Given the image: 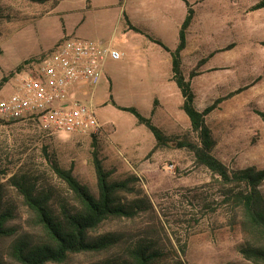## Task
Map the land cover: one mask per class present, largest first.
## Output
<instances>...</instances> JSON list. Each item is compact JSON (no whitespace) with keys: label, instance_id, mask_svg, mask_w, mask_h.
<instances>
[{"label":"rangeland","instance_id":"374dc122","mask_svg":"<svg viewBox=\"0 0 264 264\" xmlns=\"http://www.w3.org/2000/svg\"><path fill=\"white\" fill-rule=\"evenodd\" d=\"M135 1L139 0H0V99L13 93L14 78L25 63L50 52L65 32L96 42L104 41L115 28L119 35L125 24L123 12L137 5ZM187 1L195 17L188 30L183 70L188 77L199 60L214 52L191 81L200 110L223 99L206 117L217 139L213 153L231 168L262 169L264 120L257 111H264V8L253 7L263 0ZM182 9L185 17V0ZM120 59L121 66L103 80L95 95L96 115L107 132L97 146L90 134L50 135L32 122H0V183L5 184L7 201L17 208L11 224L20 232L35 231L28 207L9 183L11 176L29 174L39 180V186L71 198L53 171L50 160L57 159L96 191L93 151L97 148L114 178L132 173L139 177L138 185L148 194L153 209L133 220H106L95 236L113 231L136 234L158 217L174 247L178 251L186 247V264H256L239 251L245 235L233 221L235 212L222 203L221 185L206 167L196 164L188 148L178 147L177 142L185 137L198 141L180 107L183 96L178 85L138 72L143 60L135 56ZM114 103L137 108L178 140L153 150L157 143L153 132ZM160 237H166L163 231ZM10 242H1L0 257L6 264H16L7 255ZM168 249L169 257H174L173 249ZM111 253H121L120 247L109 253L71 254L63 264H92Z\"/></svg>","mask_w":264,"mask_h":264},{"label":"trees","instance_id":"16d2710c","mask_svg":"<svg viewBox=\"0 0 264 264\" xmlns=\"http://www.w3.org/2000/svg\"><path fill=\"white\" fill-rule=\"evenodd\" d=\"M185 1L188 14L180 31V44L172 53L173 79L183 96L181 109L188 115L191 132L198 135V141L185 137L177 142L178 147L188 148L194 154L196 164L206 167L221 185L222 203L228 205L232 213L235 212L233 221L240 225L245 235L239 251L247 260L264 264V192L261 190L264 168H231L213 153L217 139L206 117L223 99L219 98L203 110L196 105L197 95L191 80L202 73L199 68L207 63L214 52L208 58L199 60L189 76H186L181 53L187 47L188 30L193 23L195 9ZM261 8H264V0L253 7L255 10ZM155 41L169 50L160 40ZM114 104L134 114L139 124L153 132L157 140L153 150L178 140V136L166 134L137 108ZM257 112L264 120V111ZM92 136L95 147L99 137ZM50 161L54 173L71 193V198L58 194L52 187L39 186V180L26 173L18 172L9 178V183L22 196L31 213L35 231L20 232L11 224L17 215V208L7 201L5 184L0 183V244L5 239H11L7 251L9 259L16 264H63L71 254L109 253L120 247L121 253H111L92 264H186L183 258L186 247L181 246L179 251L174 247L158 217L157 222L147 224L136 234L113 231L94 235L106 220H133L153 209L148 194L138 185L139 177L136 174L114 178L113 171L105 166L96 148L93 162L97 189L94 191L74 174L72 168L62 167L57 159ZM160 230L165 233L164 239L160 237ZM169 247L175 252L174 257H169ZM0 264H6L1 257Z\"/></svg>","mask_w":264,"mask_h":264},{"label":"built area","instance_id":"2783aa9c","mask_svg":"<svg viewBox=\"0 0 264 264\" xmlns=\"http://www.w3.org/2000/svg\"><path fill=\"white\" fill-rule=\"evenodd\" d=\"M121 57L112 42L63 36L50 52L16 73L13 93L0 99V122H32L50 135L106 137L94 99L108 62Z\"/></svg>","mask_w":264,"mask_h":264},{"label":"crops","instance_id":"0c3cea01","mask_svg":"<svg viewBox=\"0 0 264 264\" xmlns=\"http://www.w3.org/2000/svg\"><path fill=\"white\" fill-rule=\"evenodd\" d=\"M135 2L137 5L130 9L127 8L123 12L125 24L121 33L115 35V28L101 42H107V44L112 42L114 47L121 52L122 57L135 56L137 59L143 60L137 66L138 72L152 76L155 80L161 76L160 79L165 81H174L172 53L180 44V31L188 14L184 17L182 0H139ZM139 18L145 21H138ZM150 23L155 24L156 27L152 28ZM65 35L69 34L65 32L60 38ZM155 40L163 42L169 50ZM186 50L182 51L181 57H183ZM119 60H110L108 62L106 77L121 66L122 62ZM154 108L152 116L156 114ZM171 118L173 117L171 116ZM166 130L164 131L166 134L172 135L169 129L166 128Z\"/></svg>","mask_w":264,"mask_h":264}]
</instances>
